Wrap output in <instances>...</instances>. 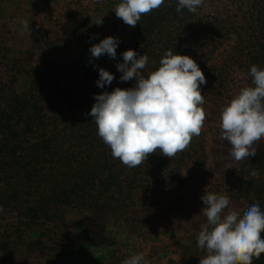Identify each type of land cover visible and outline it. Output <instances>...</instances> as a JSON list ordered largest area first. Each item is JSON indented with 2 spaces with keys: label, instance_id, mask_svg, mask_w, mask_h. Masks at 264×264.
Returning a JSON list of instances; mask_svg holds the SVG:
<instances>
[{
  "label": "trees",
  "instance_id": "obj_1",
  "mask_svg": "<svg viewBox=\"0 0 264 264\" xmlns=\"http://www.w3.org/2000/svg\"><path fill=\"white\" fill-rule=\"evenodd\" d=\"M177 4L164 0L135 27L108 13L103 29L88 31L87 41L90 50L108 36L117 38L115 58L90 52L86 61L23 60L9 57L6 40L0 44V253L23 256L40 249L61 264L70 248L61 234L69 228L66 207L95 209L115 222L136 202L164 198L177 185L185 190L181 172L206 157L202 132L172 159L157 151L129 168L113 158L88 115L96 95L134 87L135 79L121 81L116 67L128 49L149 57L145 75L159 67L169 49L190 56L205 75L204 97L231 100L241 87L252 86L250 67L264 69V0H213L212 12L202 6L196 13L186 8L177 13ZM100 68L115 77L104 88L96 83ZM21 78L27 86L19 90ZM253 147L256 156L246 159L245 178L231 176L224 184L230 186V202L242 204V210L258 203L264 211V138ZM253 169L258 177L251 175ZM252 264H264V254Z\"/></svg>",
  "mask_w": 264,
  "mask_h": 264
},
{
  "label": "clouds",
  "instance_id": "obj_2",
  "mask_svg": "<svg viewBox=\"0 0 264 264\" xmlns=\"http://www.w3.org/2000/svg\"><path fill=\"white\" fill-rule=\"evenodd\" d=\"M205 0H178L177 13H191L204 6ZM164 0H121L113 11L126 25L135 27L142 16L158 10ZM102 19L96 24H102ZM25 28L27 21H21ZM117 38L108 36L90 48L92 57L107 54L116 57ZM142 47V45H141ZM123 63L116 65L120 80L135 79L134 87H116L95 96L90 115L97 134L111 150V155L129 168L137 167L159 151L172 159L185 151L201 134L206 120L205 102L200 86L206 78L196 61L187 55L167 50L159 67L145 75L149 57L128 49L122 53ZM252 86L239 92L220 109L219 139L230 145L228 156L242 161L256 156L254 144L264 138V69L250 67ZM114 75L99 69L97 86L111 84ZM253 177L259 173L253 169ZM201 225L197 246L204 252L199 264H252L264 254V211L258 203L238 211L229 208L227 194L206 192L201 197ZM3 206L0 205V212ZM122 264H149L144 253H137Z\"/></svg>",
  "mask_w": 264,
  "mask_h": 264
},
{
  "label": "rangeland",
  "instance_id": "obj_3",
  "mask_svg": "<svg viewBox=\"0 0 264 264\" xmlns=\"http://www.w3.org/2000/svg\"><path fill=\"white\" fill-rule=\"evenodd\" d=\"M212 1L205 0V11L212 12ZM0 2V44L3 45L5 40L10 44L9 57L16 55L23 60L46 57L69 63L89 60L87 39L91 34L88 31L103 29L108 21L107 14L114 13L113 9L121 0ZM101 19L102 24H96ZM21 21H27L29 27L25 28ZM235 75L240 79L239 74ZM15 86L19 90L24 89L27 79H19ZM204 98L206 120L202 134L206 157L203 164L192 161L181 172L187 177L185 190L177 185L173 193L166 192L164 198L136 202L115 222L95 209L66 207L69 228L64 229L61 238L69 242L70 248L66 262L63 253L64 262L61 264H122L124 259L137 253H144L149 264H199L200 257L204 255L197 246L201 225L206 223V217L201 213L204 189L227 194L230 186L224 181L231 176L243 180L247 173L246 159L232 160L228 156L230 145L219 139L220 109L230 99ZM175 194L181 195L177 196L178 201ZM229 208L241 211L243 207L230 202ZM94 240L103 241L104 245L99 246L100 243L96 244ZM0 264L60 263L39 249L23 256L18 253L7 256L2 252Z\"/></svg>",
  "mask_w": 264,
  "mask_h": 264
}]
</instances>
